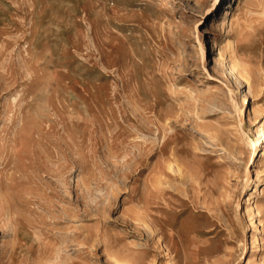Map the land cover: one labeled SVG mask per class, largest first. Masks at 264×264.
<instances>
[{
  "label": "rangeland",
  "instance_id": "1",
  "mask_svg": "<svg viewBox=\"0 0 264 264\" xmlns=\"http://www.w3.org/2000/svg\"><path fill=\"white\" fill-rule=\"evenodd\" d=\"M0 264H264V0H0Z\"/></svg>",
  "mask_w": 264,
  "mask_h": 264
},
{
  "label": "bare ground",
  "instance_id": "2",
  "mask_svg": "<svg viewBox=\"0 0 264 264\" xmlns=\"http://www.w3.org/2000/svg\"><path fill=\"white\" fill-rule=\"evenodd\" d=\"M233 11L230 10L229 8L224 9V16L222 18H218L215 21H213L211 28L213 30H220L223 28V26L226 24V22L228 21V18L230 16H232ZM261 248H259L258 246L256 247L255 251H260Z\"/></svg>",
  "mask_w": 264,
  "mask_h": 264
}]
</instances>
